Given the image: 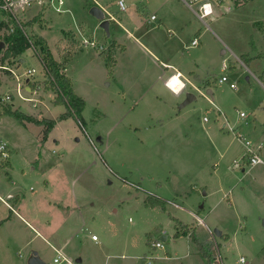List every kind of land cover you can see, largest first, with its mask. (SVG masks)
Wrapping results in <instances>:
<instances>
[{"label": "rangeland", "instance_id": "rangeland-1", "mask_svg": "<svg viewBox=\"0 0 264 264\" xmlns=\"http://www.w3.org/2000/svg\"><path fill=\"white\" fill-rule=\"evenodd\" d=\"M125 1L128 10L142 18L155 12L150 0H135L131 5L129 0ZM253 1H247L248 5L217 22H209L214 32L234 45L238 55L253 49L250 44L252 23L259 10L250 3ZM116 3L110 2L115 12L119 10ZM87 4V0H69L70 13L58 15L54 6L46 13L48 32L45 36L57 55V38L70 24L75 29L77 15L84 14L101 22L100 25L103 23L91 13V6L98 8V5L93 1ZM224 4L232 6L234 11L232 2L225 0ZM236 13L242 15L237 17ZM18 19L21 21L23 15ZM146 29L150 31L149 27ZM90 32L86 38L78 34L79 43L72 53L67 52L72 50V45L69 49L63 50L61 46L58 49L61 61L68 63V76L86 102L82 124L74 117L61 120L67 107H56L52 102L54 93L42 92L49 81L36 47L5 62L18 73L36 68L38 72L32 80L37 81L41 89L33 96L23 91L22 100L15 79L5 81L0 87V142L8 144L11 155L5 163L0 158V219L11 215L5 204H11L8 194H19L25 205L20 213L22 217L12 214V220L4 225L0 235V264H30L36 253L45 264H55L58 255L52 246L58 247L68 236L58 234V243H55L37 235L33 229H40L48 221L59 223L65 217L55 203L82 211L81 216L74 217L79 223L85 221L88 231L73 239L71 245L77 250L69 247L64 255L69 257L70 254L69 258H73L79 254L83 264H208L207 256L200 253L189 234L175 237L176 222L171 216L189 228L193 226L192 231L205 245L210 259L219 249L224 264H264V167L247 168L246 172L234 167V160H240L236 151H242L243 147L233 140L232 133L220 130L222 122L217 119L213 103L198 91L189 89L197 99L180 109L188 90L179 96L162 85L147 86L159 77L163 67L161 61L158 62L163 60L160 55L156 61L150 54L138 53L142 66L139 65L135 73L144 77V82L137 91L130 92L109 74V49L101 55L98 49L83 44L87 36L92 37V30ZM26 33L34 39L32 30L27 28ZM99 33L98 44L111 41L101 26ZM174 33V38L178 39L179 33ZM209 33L204 45L213 47L216 59L204 80H208L212 88L192 81L204 92L213 89L214 103L224 109L232 123L240 124L237 111L249 116L251 108L239 105L236 110L232 95L235 91L228 83L220 84V80L227 76L231 82L242 75V88L249 87L246 77L252 81L254 77L236 60L227 45L216 39L212 31ZM5 35L6 31L0 29V42ZM1 44L4 46L0 59L8 47L4 42ZM137 52L132 49V56ZM115 57L118 59L119 53ZM21 58L26 62L22 64ZM122 60L125 64L126 60ZM224 60H231L238 69L226 72ZM124 68L125 65L123 72ZM5 75L12 74L0 70V76ZM36 85L31 83L33 89ZM178 85L179 79L174 78L171 86L177 89ZM9 92L13 94L11 101L3 103L2 98ZM9 108L37 121H56L48 143L45 144L43 138L47 125L22 124L4 115ZM205 118L209 122H205ZM244 124L246 121L238 131L252 144L253 140L243 129ZM212 131L223 133V142L215 140ZM45 180L48 182L44 184ZM20 196L12 198V206ZM149 198L162 201L165 209L149 206ZM34 218L37 224L32 227L30 220ZM216 230L223 235L216 236ZM93 235L99 238L98 242L93 241ZM157 242H162L165 248L153 249L152 244ZM146 254H153L154 260H141ZM241 258L246 262L241 263Z\"/></svg>", "mask_w": 264, "mask_h": 264}, {"label": "crops", "instance_id": "crops-1", "mask_svg": "<svg viewBox=\"0 0 264 264\" xmlns=\"http://www.w3.org/2000/svg\"><path fill=\"white\" fill-rule=\"evenodd\" d=\"M63 1H64V5L61 8L64 9L65 12L58 13L55 9L58 15L68 14V12L70 13V9L67 8L69 0H63ZM90 1H93L94 4L98 5L97 7L100 8V10L103 11L105 14L104 15L106 17L105 20L109 21L108 35L112 39L111 41L107 42V44L105 45L102 44L100 46H103L106 49L105 51L107 52V50L111 47V45H114V47H112L113 49L112 56L115 61V65L113 68L112 77L116 78L119 82H121L122 86H125L126 90L130 92L137 91L138 87H140V85H143L144 82L143 81L144 77L136 76L135 73V70L138 69V66L139 65L142 66V63L138 58L139 55L138 53L145 52L147 54H150L155 60L159 59L158 55H160V57H162L163 60H158V62L161 61L163 67H161L162 69L158 73L159 77L158 79H155L153 83H148L147 86H151L153 88L154 86L162 85L167 90L172 92L174 95H179V96L187 90H188L187 96L189 94H193L192 92H189V89L198 91L204 98L210 100L211 103H213L216 109L215 111H216L217 119L219 123L222 122V125L219 126L220 130L223 131V133L226 132L232 133L233 140H236V142L240 143L243 147L242 151H238V150L236 151L238 157H240V160H234V167H235V162L242 161V159L245 158V155L247 153V147L244 141L245 137L241 135L240 131H238V128H240L241 125H243V122L245 121H246V125L244 124L243 129L246 131L247 136L253 140L251 149L255 152H258L259 146L262 145V149L259 151V153L264 159V0H254L253 2H250L251 4L257 6L259 9L257 15L255 16L256 19L252 23V31H251L252 34L250 36V44L252 45V48L254 50L252 49L251 52H247V53L240 52L239 55L236 53L234 45L230 41L229 42L231 44L229 45L224 36L214 32V30L210 27L209 22L210 21L217 22L219 19L223 18L228 13H232V12L234 13L238 11V9H241L246 5H248L249 2L247 1L249 0H226L227 2L230 1L233 3L234 11L232 6L224 4L221 8H218L216 10L215 15L211 20L208 21L207 25L197 16L195 11L191 9L183 0H150L151 3L150 5H155L154 7L155 12H153L150 16H147L146 18H142L141 15H139L136 12L130 11V9L128 10V8L126 9V11L117 10V12H115L114 10H112L113 7L110 6L111 5L110 2L115 4L116 0L113 1L87 0V3L89 4ZM134 1L135 0H129V5L134 3ZM52 6H54L55 8L59 7L58 0H45L44 6L37 5L33 7L31 10L26 11L23 16L24 23L25 25H27L26 29L28 28L29 30H32L35 36H39L45 40L54 59L59 63H63L65 65V74L68 78H70L67 73L68 63L65 62L66 63L65 64L63 61H61L60 59L61 54L58 49H60V46L63 50H65V48L69 49L72 45V50H67L68 53H72L76 49L79 43L78 34L83 35V37L86 38L85 35H88V33L91 34L90 32L91 30H92V37L87 36L89 37L88 39H91V41L98 42L96 40V37L100 36L99 27L101 26L100 25L101 22H98L96 19H90L87 17V15L84 14L83 15L79 14V16L77 15L74 20L75 29H73L72 25L70 24L68 28L62 30V34L57 38V42H56L57 43L56 48L58 53L57 55L51 48L49 40L45 36V34H47L48 32L46 30L48 29V25H47L48 20L46 19V13L48 12V10L52 8ZM116 6H118L117 3ZM94 7L95 6H91L90 9H93ZM110 14H112L116 18V20L109 19ZM236 15L237 17H240L242 13H236ZM152 16H156V19L152 20L151 19ZM196 17L199 18L200 21ZM238 22L240 24V20H238ZM202 24L205 25L206 26L205 28L207 29H204ZM113 26L115 28H113ZM151 26L154 29H151L152 28ZM162 26H163V30H162ZM146 27H149L150 31H148ZM153 30H155L154 33ZM209 30L216 35L217 37L216 39H219L222 43L228 46L232 54L236 57V60L239 61L243 66H245L246 69L254 77V81H252L250 77H246V80L248 81L247 86L249 87L243 86L241 88L240 81L242 79V75H237L236 77H234V79H231L230 82V83H236L237 85L236 89H232L230 87V89L235 91L232 92L233 101L235 102V104H237L235 106V109L237 110V107L239 105H244L251 108V114L247 117H241L240 112L237 111V114L238 116H240L242 121L240 124L232 123L229 120L227 113L226 114L224 113V109L220 108L218 105L214 103L216 99L215 98L216 94L213 89H208L207 92H204L200 88L196 87V85L194 84L195 82L192 81V79H194L200 85L204 84L205 87L212 88L210 86V82L208 80H204V77L207 74L208 69H210L214 65L216 59L215 51L213 47L211 46L206 47L204 45V41L209 40L208 35L211 34L209 33ZM175 31L179 33L178 39L174 38L176 36L174 33ZM195 38L199 39L198 46L192 45V42ZM132 49L133 51L138 50L135 57H133L131 54ZM103 51L98 50V53L102 55ZM116 53H119L118 59L115 57ZM123 58L126 60L125 64H123V60H122ZM20 61L22 64L26 62V60L23 58H21ZM229 61L230 63H228ZM229 61L228 62L226 60L223 61L224 67L225 65L228 66L226 72L228 71L235 72L238 69V66H236L235 63H232L231 60ZM123 65H125L124 72L122 71ZM160 66L161 65L159 63V67ZM28 69H35L36 72H38L37 69L34 67H30ZM15 70L17 71V69ZM123 73L125 74V77L121 76L124 75ZM178 73L180 74L182 82L185 83L186 85L181 92L175 93L173 90L169 88L167 83L172 76H175ZM14 79L15 77L13 75L11 76L5 75L1 77L2 84L0 87L4 85L5 81H7L6 83H8L10 81H13ZM30 80L33 81L32 77L30 78ZM15 81L17 83L16 90L18 92V82L16 79ZM149 81L147 80V82ZM253 82L256 83L257 85H253L254 84ZM22 83H24V78ZM220 84H227V83L220 82ZM73 88L76 94L79 95V93L76 91L74 83H73ZM159 88H161V86H159ZM38 89L40 90L41 87L40 88L38 87ZM42 92L54 93L55 96L52 102L55 101L57 96L55 92L46 91L45 89ZM202 92L206 93V95H203ZM26 93L31 96L30 93L28 92ZM156 94L159 95V93ZM7 95L13 96V94L9 92L4 96V98ZM4 98H2V100ZM192 102H190L189 104H191ZM11 105L14 106L15 101L11 103ZM182 105L180 106V109H183L187 106V105L185 106ZM55 106L60 107L61 105H55ZM204 121L209 122L207 118H205ZM223 133H217L215 131H212V137L215 140H218L219 142H223L224 139ZM51 134L52 132L49 134L45 144L48 143ZM259 166L264 167V164ZM247 168H253L252 170H254L258 167L256 166V168H254L249 166L248 164H244L240 169H242L243 172H246ZM46 182L48 181L45 180L44 184ZM14 196H20V195L12 194V193L7 195L8 200L11 202V204H12V198ZM17 200L18 202L15 205L13 204V206L8 202H5V204L7 205V207L11 212V215L7 218L0 219V221H4V223L0 226V235L3 233L2 230L4 228V225H7L12 220L11 217L12 214L22 217L21 216L22 214L20 213H22L25 210L23 198L20 196V199ZM54 205L60 211H62L61 216L62 215L65 216L62 218V220L59 223L48 221L44 223L43 226H40L39 229L33 227L34 223L37 224L34 218L30 220L31 221L30 225L37 232V235L46 237L49 241L53 240L55 243H58V234L61 233L64 234L65 236H68L67 240H63L62 243L60 244L58 243L59 245L58 247L52 246V248L59 257L60 254L65 256L64 253L67 251L69 247L73 248V246L71 245L73 239H75V237H77L79 233L88 231V225L87 223H85V221L79 223L74 217L75 215H80V216L82 215V211L80 208L78 207L65 208L59 206L60 204L57 203H55ZM194 217H196L200 221H203L202 224L206 225L205 221L199 218L198 215H194ZM67 225L68 227H66ZM192 228L193 226H191L190 229ZM208 230L210 229L208 228ZM222 235L223 233L221 232V236ZM98 241H94V242H98ZM73 249H74L73 251H76L77 247H74ZM66 256L65 257L70 261L69 263L68 262L55 263V259L58 257L54 259V263L83 264L84 262L83 258L81 259L79 257V254H75L73 258H69L70 254L69 257L68 254H66Z\"/></svg>", "mask_w": 264, "mask_h": 264}, {"label": "built area", "instance_id": "built-area-1", "mask_svg": "<svg viewBox=\"0 0 264 264\" xmlns=\"http://www.w3.org/2000/svg\"><path fill=\"white\" fill-rule=\"evenodd\" d=\"M183 1L191 9H193L195 11L197 16L206 25L208 24V21L213 18V16L216 13V10L218 8H221L225 3V0H183ZM116 2H117V5H118L120 11H126L127 5H126L125 0H116ZM58 3H59V7L55 8L56 11L58 13H64L65 10L61 8L64 5V1L58 0ZM37 5L44 6L45 0H0V29L3 31H6L7 36L13 34L16 27H18V26H20L22 29H24L26 31V27L23 26V25H25L24 18L21 19V21H20L18 19V16L19 15L24 16V13L26 11L31 10L33 7H35ZM109 19L116 20V18L112 14L109 15ZM151 19L155 20L156 16H152ZM83 44L86 47L95 48V49H98L101 51L105 50V48L103 46H100V44H98L97 42L90 41L88 39H84ZM192 45L198 46L199 45V39L195 38L192 42ZM224 69L226 71L228 69V66L225 65ZM0 70L9 71L15 77V79L18 82V95L20 96V98L23 99V94H22L23 91L28 92L32 95L38 94V90H39L38 87L40 88L41 85H39L37 81H31L30 80V78L35 76V74L37 73L35 69H28L27 71H25L23 73H18L16 70H13L12 68L6 66L5 64L4 65L0 64ZM46 74H47V71H46ZM23 78H24V83H22ZM174 78H178L180 81V85H178L177 89H175L174 87L171 86V82ZM48 81H49V79H48ZM220 82L221 83H228L232 89L237 88L236 83H230V80L227 76L222 77ZM31 83L34 85H36V84H38V85H36L35 89H32ZM167 84H168L169 88L171 90H173L175 93L181 92L185 88V85H186L185 83L182 82L179 73L176 74L175 76H172L168 80ZM202 94L206 95V93H203V92H202ZM11 97H12L11 95H7L2 100L3 103H5L4 100L11 101ZM240 115H241V117H247V115L243 112H241ZM244 141H245V145L247 147V153L245 155V158L242 159V161H236L235 162V167L241 168L242 165H244V164H248L251 167L263 165L264 159L262 158V156L259 153V151L262 149V145L259 146V149H258L259 151L255 152L251 149L252 144L249 141H246L245 139H244ZM0 158L4 163L8 162L11 158L8 145L5 142L0 143ZM200 222L202 223L203 221H200ZM92 239L94 241H98V237L95 235H93ZM152 248L153 249H164L165 247H164V244L162 242H157V243L152 244ZM213 255L214 256L212 257L211 264H224V260H223V257L221 255L219 249L214 251ZM141 260L153 261L154 256H153V254H149V255L146 254L144 257L141 258ZM240 261H241V263L246 262L244 258H241ZM60 262H68L69 263L70 261L65 256L60 254L59 257L55 259V263H60Z\"/></svg>", "mask_w": 264, "mask_h": 264}, {"label": "trees", "instance_id": "trees-1", "mask_svg": "<svg viewBox=\"0 0 264 264\" xmlns=\"http://www.w3.org/2000/svg\"><path fill=\"white\" fill-rule=\"evenodd\" d=\"M23 26L27 27V25ZM2 42H4L8 46L5 55L0 59V63L2 65H4L5 62L9 59L20 57L32 47H36V49H38L41 61L44 64L49 79V84L47 85L45 90L55 92V94L57 95L54 101L55 105H65L67 107V112L61 117V120L74 117L79 123L82 124V113L85 109L86 102L82 97L76 94L71 79L68 78L65 74V65L63 63H59L54 59L45 40L39 36H35L34 39L29 38L26 31L18 26L16 27L13 34L4 36L3 40L0 42V53L2 52ZM112 47H114V45H111L107 54L109 74L111 76L113 75V68L115 65V61L112 56ZM1 84L2 81L0 76V86ZM4 115L13 117L22 124L25 122H29L39 126L47 125L46 130L43 132L44 141H46L52 131V128L56 124V121H37L25 115L24 113H21L19 111H12L10 108L5 111ZM147 204L152 207L161 206L162 208H164L165 206L162 201H152L151 198L147 200ZM171 217L176 222L177 233L175 234V237L179 238L182 236H187L189 234L192 241L197 245L200 253L203 256H207L209 262L208 264H211L212 258L210 259L211 256L205 251V245L197 237L195 232L192 231L193 228L190 229L189 226L185 225L182 221L176 219L173 216ZM3 223L4 221H0V226Z\"/></svg>", "mask_w": 264, "mask_h": 264}, {"label": "water", "instance_id": "water-1", "mask_svg": "<svg viewBox=\"0 0 264 264\" xmlns=\"http://www.w3.org/2000/svg\"><path fill=\"white\" fill-rule=\"evenodd\" d=\"M92 14H94L95 16L99 17L100 19H102L103 23L101 24V28L104 29L108 34H109V21L104 19V14L102 13V11L99 8L94 7L91 11ZM4 45H1V48ZM197 99V97L193 94H189L187 96L186 101L183 103L182 106H185L187 104H189L192 101H195ZM215 235L220 237L221 236V232L216 230L215 231ZM163 241H166V238H163ZM30 264H45V262L43 260L40 259V257L38 256V254L36 253L34 255V257L30 260Z\"/></svg>", "mask_w": 264, "mask_h": 264}]
</instances>
